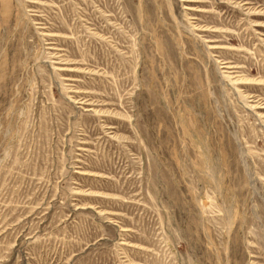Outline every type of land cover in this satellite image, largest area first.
I'll use <instances>...</instances> for the list:
<instances>
[{"label": "rangeland", "instance_id": "374dc122", "mask_svg": "<svg viewBox=\"0 0 264 264\" xmlns=\"http://www.w3.org/2000/svg\"><path fill=\"white\" fill-rule=\"evenodd\" d=\"M0 264H264V0H0Z\"/></svg>", "mask_w": 264, "mask_h": 264}]
</instances>
